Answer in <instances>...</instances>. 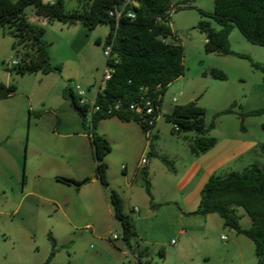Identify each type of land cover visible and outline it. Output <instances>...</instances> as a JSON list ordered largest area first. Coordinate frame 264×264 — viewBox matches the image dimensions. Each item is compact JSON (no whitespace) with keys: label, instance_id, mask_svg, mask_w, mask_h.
I'll return each instance as SVG.
<instances>
[{"label":"rangeland","instance_id":"rangeland-1","mask_svg":"<svg viewBox=\"0 0 264 264\" xmlns=\"http://www.w3.org/2000/svg\"><path fill=\"white\" fill-rule=\"evenodd\" d=\"M65 1L68 2L65 8H73L71 11L83 8L77 0ZM168 1L172 12L167 23L175 34L174 43L183 49L184 73L167 87L155 127L148 134L136 122L122 124L114 118L100 121L94 130L105 136L111 146L104 158L108 189L123 198L124 213L128 216L131 206L140 211V216L149 217V210L160 199V174L166 168L158 157L172 161L178 170L177 176H170L172 181L163 182L171 188L168 195L176 196L178 206L189 210L194 196L200 198L202 185L191 183L186 173L189 161L197 157L189 149L197 135L176 133L166 121L177 105L196 102L205 109L206 127L213 124L206 137L213 138L216 144L198 155L212 175L224 177L252 165L264 167V155L259 150L264 144V74L250 65L253 62L264 67V46L246 40L233 27L226 48L245 58L207 54L205 36L196 26L206 21L213 29H222L212 18L200 14V11L211 14L214 0H192L181 9H177V4L185 0ZM33 10L28 7L24 12L29 22H35ZM76 27L81 32L74 36L48 34L53 41L52 47H48L50 62L62 68L60 74L49 75L16 74L10 66L11 61H19L11 47L14 39L0 31V83L17 87L14 95L0 100V264H43L54 251L51 264H130L128 257L119 258L121 243L111 239L112 235L120 234V225L109 211L112 208L109 190L104 191L99 182L92 181L95 163L88 137L89 122L83 123L60 92V84L79 85L88 100L93 98L105 70L104 47L96 44L95 39L98 35L105 37L109 26L98 25L95 30L81 24ZM76 36L80 38L77 45ZM25 50L20 48L21 53ZM212 69L222 71L227 79L204 75ZM173 98L177 103L172 102ZM234 104L233 113L221 114ZM255 110L263 113L247 115ZM67 132L73 134L67 136ZM142 159L146 161L145 167H141ZM148 167L158 176L151 177L152 186ZM55 177L85 178L89 182L78 191L73 185L57 182ZM147 183L152 198L147 195ZM190 187L192 192L188 194L185 189ZM33 191L51 201L30 196L16 211L20 197ZM233 210L241 228H249L250 219L245 211ZM158 217L147 229L149 241L140 243L141 251L153 264H174L170 257L161 263L159 251L171 254L183 245L193 255L189 264H257L251 240L225 226L217 214L210 215L208 222L201 220L186 239L176 231L198 222L193 214L182 218L173 235L169 233L174 222L170 215ZM158 230L160 234L156 235Z\"/></svg>","mask_w":264,"mask_h":264},{"label":"trees","instance_id":"trees-1","mask_svg":"<svg viewBox=\"0 0 264 264\" xmlns=\"http://www.w3.org/2000/svg\"><path fill=\"white\" fill-rule=\"evenodd\" d=\"M82 9L66 11L62 0L55 3L43 0H0V31L3 36L14 39L12 49L19 56L17 65L13 66L16 74L31 75L51 73L60 74V65H52L49 58V44L44 40L45 29L29 22L25 16L28 7L34 8V15L49 22H59L66 26L81 24L88 30L98 25L109 26L104 40L96 39L95 43L103 44L104 50L110 46V56L105 58V65L113 68L110 79L102 90L97 91L94 105H81L73 86L70 84L62 91V98L68 101L70 108L82 119L89 122L90 144L95 162V178L104 191L109 190L108 200L112 207L113 218L120 225L121 241L129 251L135 237L131 218L124 213L122 200L118 193L108 189L107 165L104 158L111 151L109 142L98 133L96 125L111 118L121 122H136L148 133L149 129L140 116L128 110L132 103H139V89L146 87L153 98L155 112L159 117L162 97L167 87L184 73L183 49L174 43L176 37L168 25L172 6L168 0H78ZM192 0L177 4V9L186 6ZM121 11L120 17L110 16V12ZM132 14L133 18L128 17ZM204 17H210L222 29L217 31L206 21H200L196 28L204 34V51L223 56H245L226 48L231 29L235 27L242 36L254 43L264 46V0H214L211 14L200 11ZM160 19L161 21H158ZM27 48L21 53L20 48ZM250 65L264 74V67L250 62ZM214 79L226 80V75L212 69L207 74ZM159 90H156L157 86ZM17 91L15 85L0 83V100L6 99ZM119 108L115 110V106ZM141 105V104H140ZM228 108L221 114L233 113ZM97 108V110H96ZM262 110L250 111L247 115H260ZM244 116V115H242ZM205 109L196 102L177 105L166 116V121L173 125V131L194 132L197 136L190 142V152L198 156L213 148L216 141L206 137L213 124L206 127ZM264 155V144L259 146ZM162 164L175 172L173 162L165 157H158ZM65 185L79 188L85 181L73 178L55 177ZM147 195L152 198L149 184H146ZM234 208H242L250 219L247 229L241 228L239 217ZM197 214H217L238 234L245 236L253 243L257 264H264V167L252 165L243 172H230L224 177L211 176L200 193ZM50 241L54 244L52 237ZM162 254V251L160 252ZM54 252L43 264H49ZM136 264H152L143 261L139 256Z\"/></svg>","mask_w":264,"mask_h":264},{"label":"crops","instance_id":"crops-1","mask_svg":"<svg viewBox=\"0 0 264 264\" xmlns=\"http://www.w3.org/2000/svg\"><path fill=\"white\" fill-rule=\"evenodd\" d=\"M13 1H15V0H13ZM53 1L56 2V0H53ZM62 1L64 3V7L67 6L68 2H66L65 0H62ZM45 2L53 3L52 0H47ZM70 9H73V8H68V9L65 8L66 11L71 12ZM77 9L78 8H74V10H77ZM33 14H34V10H33ZM31 23H33L34 25H37V26H41V27H43L45 29L44 40L49 44V48L52 47L53 41L48 39V34L50 36L51 35L53 36L54 32H56L55 36L62 35V34H65L67 36L68 35L74 36V35H76V33H80L81 32V30L78 29L77 27L74 28L78 24H76L74 26H66V25H63V24H61L59 22H49L46 19L39 18V17H36V16H35V22H31ZM72 28H74V29H72ZM81 34H83V33H81ZM103 37L104 36L98 35L96 37V39H98V38L102 39ZM105 37L102 40H104ZM75 38H79V37L76 36ZM74 42H75L76 45L79 44L78 42H80V38L76 39V41H74ZM49 56H50V54H49ZM57 82H58L57 80L54 81L55 84H57ZM67 85L65 86L64 84H62V85L60 84L61 95H62V91L67 87ZM94 95H93V97H94ZM111 119H114V118H111ZM107 120H110V119H107ZM102 121H105V120H102ZM119 122H121V121L119 120ZM121 123L122 124H128L129 122L128 123L121 122ZM60 124H61V122H60ZM72 134L73 133H70V132L68 133L67 132L66 135L67 136H71ZM201 160L202 159H200V157L197 156V157H195L194 160L189 161L190 168H189V170L186 173L190 175L191 183H194V185H196V184L197 185H202V188H203V186L208 181V179L211 176H213V175H212V170L209 171V168H208L209 166L207 165L205 167ZM148 170H149L148 178H150V182H151L150 185L152 186V181L154 182V180H153V178L151 179V177L158 178V176L153 173V171H152V169H150V167H148ZM12 172L13 173H11V174H12V177H13L15 175V173H16V170L14 169ZM177 174H178V170L176 168H175V172H170L167 168L166 169H161L160 176L162 177V179H161V182H162V186H161L162 193H161L160 199L156 200V204L153 205L151 207V209L149 210V214H148L149 217L140 216V211H138L137 214L132 213L131 212V206H129L130 207V212H131L129 217L132 220V223H133V226H134V232H135V237H134V239L132 241V248L129 250V253L132 255V259H134L135 262H131L130 261V264H136L137 261H138L139 256L141 257V259L143 261L148 260V261H150L153 264L152 260H149V258L147 256H145L144 253L141 251L140 243L146 244L149 241L148 238H147V235H149L148 232H147V229H149V226L152 223L153 219L159 218L158 217L159 214H163V215H167V216L170 215L171 219L174 220V222H172L173 224L171 223L172 225H171V228H170V231H169L170 234L172 232H175V230L177 229V225H179V224L181 225L182 224V218L189 217V215L193 214V217L197 218L198 222L195 221V222H193L191 224H186L187 225L186 226L187 227L186 230H182V229L179 228V230L176 231L180 237L183 236V238H185V239H186V235L188 233L191 234V232L192 233L194 232V230L196 229L195 225H198V224L200 225L201 224V220H203L205 222H208V220H210L211 217H209V216L212 215V214H209V215H199V214H197L199 203H200V198L197 199V196L196 197L194 196L195 200H193L194 198H192V200H193L192 201V208H190L189 210H186L187 208H183V206H178L177 202H175L176 200H174V199H176V196H175V198H173V197H170L168 195L171 188L169 189V187H166V185L163 184V182L167 183V181L168 182L172 181L170 176H173V175L177 176ZM95 180L98 182V180L96 178L93 179L92 181H95ZM15 181H17V180L15 179ZM76 181H86V180H85V178H83L81 180H76ZM88 182L89 181H87L86 184H88ZM86 184H82L79 188H76V189L78 191H80L81 188L83 186H85ZM21 187H23V189L25 187V176L24 175H22ZM193 187L194 186H192V188ZM192 188L191 187L187 188V189H185V191L187 190L188 194H190L192 192ZM202 188H201V190H202ZM179 189L181 191L183 190V188L181 189V187H179ZM1 193H3L2 195H5L4 191L3 192L1 191ZM30 196L33 197V198L41 199V200L46 201V202L51 201L48 196L42 195V194H40L38 192H34V191L33 192H28V193L23 194L20 197V199L18 200L16 211H18V209H20V207L22 206L23 201L26 200V198H28ZM121 200H122V205H123L124 204L123 198H121ZM173 206H176V207H173ZM109 211H110L111 215L113 216L112 208L109 207ZM183 212L185 214H183ZM133 216H135V217H133ZM159 232H160V230L157 231L156 235H159L160 234ZM171 235H173V233ZM116 241H119L121 243V247H122L121 251L118 250L119 258L127 257V255L125 254V251H124V247L125 246L123 245L121 239L116 240ZM161 251H162V254L160 253ZM159 253H160L159 260H160L161 263H164L169 257H170V259H172L174 261V264H189V263H191V261L193 259V255L191 254V251L187 247H185L184 245L181 248L175 249V251L173 253H171V254H169L167 252H164L163 249H160ZM54 256H55V251H54ZM54 256L51 258L49 264H51L52 259L54 258ZM156 264H160V263H156Z\"/></svg>","mask_w":264,"mask_h":264},{"label":"built area","instance_id":"built-area-1","mask_svg":"<svg viewBox=\"0 0 264 264\" xmlns=\"http://www.w3.org/2000/svg\"><path fill=\"white\" fill-rule=\"evenodd\" d=\"M120 13H121V11L110 12L109 15L110 16L115 15L116 19H118L120 17ZM128 17L133 18V15L128 14ZM158 21H161V20L158 19ZM110 51H111L110 46L105 48V50L103 52V55L105 58H109ZM15 65H17V61H11L10 62V66H15ZM112 73H113V68L105 65L104 73H103L102 78L99 82V85H98V88L95 92V95H94L93 99H91V100L87 99L86 92L79 85L73 86V90H74L76 96L79 98L80 104L83 105L86 103H90L91 106H93L94 102H95V97H96L97 91L103 89V88L101 89L102 83H104V85H105V83L110 79V76ZM159 89H160V86L158 85L156 87V90H159ZM139 97H140L139 103L141 105L138 103H132L128 107V110L138 114L140 116V120L142 121V123H144L149 129L150 128L152 129L154 127V125H156V121H157L158 117L154 116L155 106H154L153 98L151 97V93H150L149 89L146 87L140 88L139 89ZM172 102L177 103V99L173 98ZM114 108H115V110H117L119 108V105L117 104ZM96 110H97V108H96ZM149 133H150V131L148 132V134ZM140 164H141V167H145L146 161L144 159H142ZM138 211L139 210L137 208H131V212L134 214H137ZM111 239L113 241L119 240V239H121V235L120 234H114V235H112ZM124 251H125V254L127 255V257L130 259V261L135 262L134 259H132V255L129 253V251L126 249V247H124Z\"/></svg>","mask_w":264,"mask_h":264},{"label":"water","instance_id":"water-1","mask_svg":"<svg viewBox=\"0 0 264 264\" xmlns=\"http://www.w3.org/2000/svg\"><path fill=\"white\" fill-rule=\"evenodd\" d=\"M87 181H85L83 184H85Z\"/></svg>","mask_w":264,"mask_h":264}]
</instances>
